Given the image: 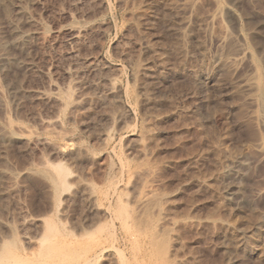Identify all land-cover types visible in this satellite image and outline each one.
<instances>
[{
	"label": "rangeland",
	"instance_id": "rangeland-1",
	"mask_svg": "<svg viewBox=\"0 0 264 264\" xmlns=\"http://www.w3.org/2000/svg\"><path fill=\"white\" fill-rule=\"evenodd\" d=\"M180 1L0 0V31L31 32L0 69V257L164 264L174 233L180 264H264V0Z\"/></svg>",
	"mask_w": 264,
	"mask_h": 264
},
{
	"label": "bare ground",
	"instance_id": "bare-ground-1",
	"mask_svg": "<svg viewBox=\"0 0 264 264\" xmlns=\"http://www.w3.org/2000/svg\"><path fill=\"white\" fill-rule=\"evenodd\" d=\"M183 1L184 0H182V3H181V1L179 2L180 3L179 6L176 4V6L178 8L176 6L175 7L177 9L183 8V10L185 9L184 11L189 10L190 8L193 7L192 5H193V2L194 1H191L192 4L190 2H188V1H186V2L185 1L183 2ZM213 2L215 3V0ZM0 6L1 7H4V5H3L2 2H0ZM19 10H20V8H19ZM179 10H181V9H179ZM218 10L216 8L213 12L207 13L205 16L203 15L204 17H202V19L200 20L201 21V23H200L201 30L204 31V30H206L209 27V25H211L213 19L217 15V11ZM184 14H186V13L184 12ZM183 17L180 18L181 21L179 19V21H180L179 22V25L181 23L180 28L182 26H183L182 28H184V26H186L188 24V19L186 18V16H183ZM15 23H16V21H15ZM16 24L11 25V27L9 26L10 30H9L8 36H6L4 32H1L0 31V69L3 70V71H6L8 68H10L12 66H15V68L17 67L18 69H20V68H26V67L29 66V63L27 61L21 60V59L17 58L15 55H13L11 53V49L12 48L13 49L14 48L17 49L19 47V48L22 49L24 47L26 41H28L30 39L29 37L31 35L30 34L31 32L29 33L28 31H24L22 29L20 30L19 27H18V25H16ZM225 32L226 33L224 34V37L222 38V41L221 42L223 44H225V45L230 46V47L232 46L238 54H244L245 53V48L243 47V45H241V44L238 43L239 42V38H242V36L240 35V33L236 32L238 34L235 33V35H234V34H232L229 31H225ZM154 53H156V52L154 51ZM157 55H159V54H157ZM157 58L160 60V55L157 56ZM228 59H229L228 52L227 53H224V54L216 55L214 57V60H215V62L217 64H225V63H227ZM159 60H157V62L159 64H161L162 61L160 63ZM249 67L251 69V66H249ZM144 71H145V68H144ZM235 83H236V85H235L236 86V89L238 88L237 89L238 92L244 93L245 95L247 94L246 100L248 102H250V103H253V99L250 96H248V94L250 92L254 91L256 89V87H257V85H256V83L254 81V78L252 76H250L249 74L248 75H242V76L237 77V79L235 80ZM145 94H148V93L146 92ZM145 96H147V95H145ZM149 98H147V99H149ZM251 113L252 112H249V114H248V117L249 118L250 117L253 118L252 114H254V113H252V114ZM148 126H149V124H148ZM150 126L152 127L151 124H150ZM6 139L7 140H11V139H14V138H12L11 136H7ZM153 141H154V136L152 134H148L145 137V141L144 142H141V143L136 144V146H135V152L138 155H140L141 157L144 156L147 153V151L150 149V147L152 146ZM64 172L65 171H63L61 168H59V171H57V176H56L57 177V184H58V186H60V188H63V189H65L67 187L66 186L67 175ZM148 175L149 174L146 173V172H142L141 174H139L140 178H142V177H148ZM72 181H75V183H76V177H72ZM78 185H80V184H78ZM138 204H139V206H143L145 204V201L144 200H139L138 201ZM172 223L173 224H171V225H173L174 228H176L177 231L180 230V229H182L183 227H186L184 223H174V222H172ZM220 229L222 231V234L223 233L225 234V232L228 231V229H230V228H229V226L227 224H223L222 226H220ZM159 243H160V246L159 245L158 246L160 247V249L158 247V250H159V252H161V254L163 256L162 257V260H163L164 264H180L179 261L173 260V258H172V260L170 259L171 256H173V254L176 253L177 247L179 245V243H178V235L173 233V234L169 235V237L167 236L166 239L164 238L163 241L161 240V242H159ZM1 257L3 258L4 263L6 262L8 264H25L21 259L16 258V257L6 258L4 255L1 256ZM49 257H50V255L49 256H46V259L47 260H45V261H48ZM259 257H260V255H259ZM261 257H262V260L264 261V255L263 254H262Z\"/></svg>",
	"mask_w": 264,
	"mask_h": 264
}]
</instances>
